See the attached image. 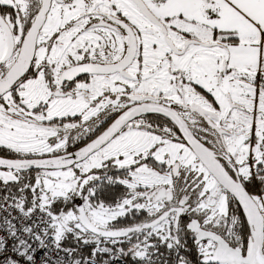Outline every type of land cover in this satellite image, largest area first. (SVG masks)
<instances>
[{
    "label": "snow or ice",
    "instance_id": "6c2138e0",
    "mask_svg": "<svg viewBox=\"0 0 264 264\" xmlns=\"http://www.w3.org/2000/svg\"><path fill=\"white\" fill-rule=\"evenodd\" d=\"M0 264H264V0H0Z\"/></svg>",
    "mask_w": 264,
    "mask_h": 264
}]
</instances>
